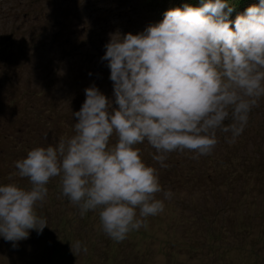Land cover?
<instances>
[{"label":"rangeland","instance_id":"374dc122","mask_svg":"<svg viewBox=\"0 0 264 264\" xmlns=\"http://www.w3.org/2000/svg\"><path fill=\"white\" fill-rule=\"evenodd\" d=\"M144 4L0 0V184L30 187L15 162L33 148L74 135L73 113L80 110L87 87L94 84L114 100L110 69L101 60L104 46L112 34L136 35L161 22ZM245 128L247 140L241 136L229 143L218 131L210 155L192 159V152H173L166 168L152 159L155 149L146 141L137 145L173 196L164 201L161 214L149 217L146 227L123 242L103 232L98 211L81 215L62 195L59 178L51 179L45 201L36 208L48 227L41 234L31 231L16 247L0 237V264H264V97ZM233 154L255 177L246 180L245 172L235 171L243 176L238 181L230 173L233 167L226 160ZM253 156L262 171L252 164ZM216 162L226 174H218ZM157 197L163 199L162 193ZM213 219L216 228L209 224ZM76 241L87 251L74 254L71 243Z\"/></svg>","mask_w":264,"mask_h":264},{"label":"clouds","instance_id":"9594fccd","mask_svg":"<svg viewBox=\"0 0 264 264\" xmlns=\"http://www.w3.org/2000/svg\"><path fill=\"white\" fill-rule=\"evenodd\" d=\"M201 5L170 9L139 34L110 36L101 60L110 69L114 100L94 84L87 87L73 113L74 135L15 162L30 187L0 184V237L16 247L31 231L41 234L48 222L36 208L50 180L59 178L62 195L80 214L98 211L103 232L123 242L173 196L137 145L146 141L155 149L152 159L166 168L173 152L210 155L218 131L231 134L229 143L243 133L264 97V0L234 22L228 0ZM81 250L87 248L80 241L71 243L74 254Z\"/></svg>","mask_w":264,"mask_h":264},{"label":"trees","instance_id":"16d2710c","mask_svg":"<svg viewBox=\"0 0 264 264\" xmlns=\"http://www.w3.org/2000/svg\"><path fill=\"white\" fill-rule=\"evenodd\" d=\"M144 2H145L144 5H146L149 8V10L152 11V13H154V17H155L156 21L157 20L162 21L163 18H164V13L166 11L170 10V9H175V8H181L182 9L185 5H189V6H192V7H200V6H202L201 5V0H160L161 5L160 4H156V3H158V0H144ZM228 3L234 9L233 12L229 16V20L234 22L237 15L243 14L248 7H250V6L254 5V4L258 5L259 0H228ZM233 26H234V24H233ZM246 129L247 128L244 129L242 134L245 133ZM242 134L240 136H238V138L243 136ZM226 135L231 136L230 133L226 134ZM243 137L244 138H241V139L247 140L249 138V137H245V136H243ZM242 143H240L238 145H241ZM263 144H264V141H263ZM227 145H229V144H227ZM224 147H226V144L224 145ZM215 149H216V147H215ZM260 150L261 149L258 148L257 150H254V151H255L256 154H258V153L261 152ZM261 153H264V150ZM262 155H264V154H262ZM226 162L229 163L230 167H233L232 169H230V170H232V172H230V173H234L236 175V179H238V181L240 179H242L243 176L246 177V180L247 179L250 180V179H252V177H255V175H252L253 174V171H252L253 169L251 167L247 166L246 162L244 160L240 159V157L238 155L233 154L232 156H230L229 160H226ZM226 162H224V163H226ZM216 164L217 165H216L215 168H217L218 174L222 175L224 172L226 174L225 169H223L221 167L223 165L221 163H219V162L218 163L216 162ZM252 164L258 166V168H259L258 171H262L261 170L262 168H260L261 165H259L260 163L255 161L254 156H253V163ZM242 165H244V167ZM235 171L241 172L242 175L245 172V175L242 176V175H239V173L236 174ZM232 178H234V177H232ZM209 180H212V179L209 178ZM203 216L205 217V214H203ZM211 222H212V226L216 228L217 221L213 219V220H211L209 222V224Z\"/></svg>","mask_w":264,"mask_h":264}]
</instances>
